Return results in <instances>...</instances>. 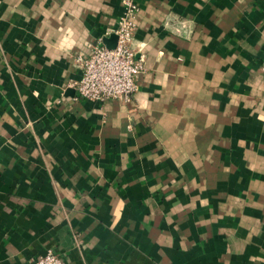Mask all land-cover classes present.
<instances>
[{"label":"crops","instance_id":"crops-1","mask_svg":"<svg viewBox=\"0 0 264 264\" xmlns=\"http://www.w3.org/2000/svg\"><path fill=\"white\" fill-rule=\"evenodd\" d=\"M129 2L137 90L76 98ZM263 96L264 0H0V264H264Z\"/></svg>","mask_w":264,"mask_h":264},{"label":"built area","instance_id":"built-area-1","mask_svg":"<svg viewBox=\"0 0 264 264\" xmlns=\"http://www.w3.org/2000/svg\"><path fill=\"white\" fill-rule=\"evenodd\" d=\"M136 9L134 3H127V12L116 23L113 33L115 45L107 47L99 39L91 45L87 55L76 57L82 73L72 86L76 98L104 102L108 99L128 101L137 90V77L143 71L144 61L131 48L133 23L129 15ZM264 102V96L262 98ZM34 264H64L50 250L36 256Z\"/></svg>","mask_w":264,"mask_h":264},{"label":"water","instance_id":"water-1","mask_svg":"<svg viewBox=\"0 0 264 264\" xmlns=\"http://www.w3.org/2000/svg\"><path fill=\"white\" fill-rule=\"evenodd\" d=\"M115 41H116V35L114 33H111L109 36L103 38L104 44L109 48L115 45Z\"/></svg>","mask_w":264,"mask_h":264}]
</instances>
